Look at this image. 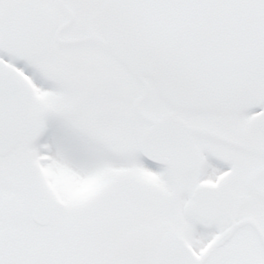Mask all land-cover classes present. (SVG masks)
<instances>
[{"label":"snow or ice","instance_id":"6c2138e0","mask_svg":"<svg viewBox=\"0 0 264 264\" xmlns=\"http://www.w3.org/2000/svg\"><path fill=\"white\" fill-rule=\"evenodd\" d=\"M0 264H264V0H0Z\"/></svg>","mask_w":264,"mask_h":264}]
</instances>
